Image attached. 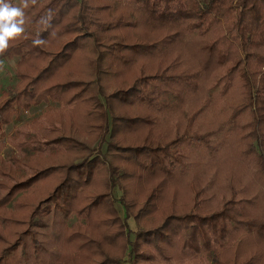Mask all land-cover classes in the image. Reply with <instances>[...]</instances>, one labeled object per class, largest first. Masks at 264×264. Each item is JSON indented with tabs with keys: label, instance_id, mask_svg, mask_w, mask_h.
I'll return each mask as SVG.
<instances>
[{
	"label": "trees",
	"instance_id": "obj_1",
	"mask_svg": "<svg viewBox=\"0 0 264 264\" xmlns=\"http://www.w3.org/2000/svg\"><path fill=\"white\" fill-rule=\"evenodd\" d=\"M94 1L36 0L34 4L31 2L29 5L30 11L24 10L25 16L35 27L31 37L25 39L31 45H33L34 39L44 40L48 36V32L58 26H60L59 34H72L74 37L50 57L46 67L33 78L27 79L16 94H13L11 88L4 90L3 93L8 97L6 96L0 102V128L7 122L6 113L13 111L14 104L21 101L26 106L30 103H38L47 97L48 94L45 91L49 89L43 88L44 83H47L48 79L54 75L57 67L70 61L72 54L76 53L82 45L88 44V41L93 45L91 52L95 57L92 64L96 72H98V65L101 67L103 56L106 54L114 56L116 50H110L111 53L105 52V48H102L103 51H97V45L106 42L103 35L107 31L126 26L127 22L121 17L105 23L100 21L97 12L105 10L108 4L95 7L92 5ZM105 1L118 8L128 9L130 12L128 15L136 17L148 28L175 31L166 35L165 38L147 45L136 42L120 46L113 42L111 46L119 49L117 52L119 58L123 56L119 53L121 51L141 59L152 58V68L147 69L144 65H142L144 68L140 66L141 75L133 81L130 87L109 93L108 96L102 97L103 100L99 98L100 92L93 90L95 93L92 96V103L99 115L96 125L98 134L95 139L98 149L94 152L85 143L76 142L68 137L41 144L42 150L53 147L52 143L62 145L79 153V157H77L79 159L65 167L57 168V170H61V181L53 188L50 195L28 214L27 226L20 232V236L22 238L26 236L28 241L25 242L24 238H17L18 240L9 246L0 248V264H9V259H12L17 247L21 249L20 258L14 259L12 264H65L66 260L63 261V257L57 255L54 260H47L44 263L37 258V253L42 248L37 245L32 230L44 227L45 218L52 213V210L66 212L78 190L92 182L97 166L104 163L101 154L105 155V159L111 158V160L116 158L119 153L128 154L131 159H134L136 164L133 165L140 174L154 175L158 173L162 182L170 184L171 178H174L175 175L181 178L189 173L192 157H199V153H204L209 159L213 158L217 153L216 148L212 147L213 138L220 133L227 134L237 130L235 121L245 114L248 119L238 128L242 133L239 138L242 141L249 139V142L246 144V152L243 150L241 153L242 156L251 155L254 158L251 165L254 168L253 173L264 175V0ZM8 2L12 4V0H8ZM16 2L17 6L21 5V0H16ZM71 12H75V14L66 23L61 24V21L66 19ZM24 26H27V23ZM182 32L184 35L196 33L201 37L197 51L202 56L200 55L199 63H195L194 66L188 65L187 70L175 73L176 61L173 63L172 60L164 65V58L166 59L167 54L174 50V44L180 39ZM12 41L9 42L11 46L2 55L7 56L9 51H18V48L22 46L23 42L20 40H17L16 44ZM22 49L23 47L17 53L14 52L15 55L20 56ZM25 52L35 55L42 53L34 45L32 50H25ZM179 55L176 56L177 60ZM174 60L176 59L174 58ZM215 69L222 71V74L214 79L211 89L206 94L204 93L203 101L190 115L178 114L181 112L185 95L196 94L203 74L205 76ZM145 71L146 73H144ZM235 84L239 86L243 95L229 107L231 114L227 120L217 128L202 132L198 125H194L198 115L209 108L211 99L216 96L226 97ZM86 85L81 82H71L63 84L60 88L67 90L79 88L82 93L93 92L84 89ZM56 96V94L53 95L51 99L58 102ZM110 102H117L119 105H138L162 117L170 113L169 115H172L176 120L185 118L186 124L182 131L174 124L173 136L170 138L164 134L153 133L145 136L139 145L120 147L113 140L121 131L141 128L152 133L156 123L154 117L148 119L144 116L113 115L110 112ZM82 152H86L87 156L82 157ZM51 170L52 168L39 170L28 181L21 182L14 187L29 188L36 181L46 178ZM106 171L105 190L108 192L106 195L97 194L89 208L103 207L107 216L110 217V221L119 223L114 203L117 201L122 207L123 219L128 218L129 205L125 198L123 199L124 190L118 183L121 178L119 172H116L112 167H107ZM137 177L142 178V176ZM209 179L202 186H198L193 180H185V184H180L174 179L180 186H187L191 194L189 212L184 215H177L179 213L175 212L177 208L183 209L184 204L180 206L179 204L173 206L170 204L168 209L172 210L171 216L166 217L155 229L137 230L133 233L132 240H129V232H125V235L116 232L112 236H104L103 239L107 238L108 241H112V238L121 239L123 252H126V256L131 259L138 257L134 253H137V249L142 245L151 248L160 257H165L164 251L171 250L177 245L185 255L205 254L212 263L216 264H264V208L251 217L250 213L245 210L246 204H248L247 207L251 205L249 200L243 201L240 198L239 188L231 178L224 182L222 196L225 195L226 199L220 198V205L213 208L212 202L215 197L203 198L212 188L211 179ZM115 188L121 191V196L116 200L110 195ZM68 199L69 203H67ZM2 200L0 199V210L4 211L5 205ZM18 205L20 206L12 208L13 214L21 209L22 205ZM143 208L144 206L133 215L134 219L138 218L137 213L142 214ZM82 211L83 209L79 213ZM7 221V217L0 214V244H4L6 235L3 233L8 227L5 225ZM28 227L29 229H27ZM27 244L31 249L30 256H27L26 249H24ZM99 264L118 263L114 259L113 261L105 259Z\"/></svg>",
	"mask_w": 264,
	"mask_h": 264
},
{
	"label": "rangeland",
	"instance_id": "obj_2",
	"mask_svg": "<svg viewBox=\"0 0 264 264\" xmlns=\"http://www.w3.org/2000/svg\"><path fill=\"white\" fill-rule=\"evenodd\" d=\"M12 4L17 6L16 0H12ZM105 4H108V7L97 12L100 21L105 23L121 17L127 22L126 26L107 31L103 35L106 42L97 45V51H103L102 48L106 49L105 52L109 51L110 53V50H116L114 56L110 54L103 56L101 67L98 65V72H96L92 64L95 57L91 52L93 45L89 41L88 44H81L80 49L72 54V59L57 67L54 75L48 79L47 83H44L43 88L49 89L45 91L48 94L47 97L38 103H27L26 106L24 102L20 101L18 104H14L13 111L6 113L7 122L0 128L2 131L0 134V199H3L5 205L4 211L0 210V214L7 217L8 221L5 225L8 227L3 233L6 236L4 237V244H0V248L9 246L20 238H24L25 242L28 241L26 236L23 238L20 236V232L27 226L28 214L37 205L39 206L41 201L50 195L53 188L61 181V170H57V168L65 167L79 159L77 158L79 153L62 145L52 143L53 147L42 150L41 144L68 137L76 142L85 143L94 152L98 149L95 139L98 134L96 125L99 115L92 103L93 94L99 91L101 94L99 98L103 100L102 97L108 96L109 93L130 87L133 81L141 75L140 66L143 67L142 65H144L147 69L152 68V58L141 59L122 51L119 53L123 56L119 58L117 56L119 49L111 46L113 42L120 46L131 45L136 42L147 45L157 42L175 31L148 28L136 17L128 15L130 13L128 9L118 8L116 5L115 7L105 0H95L92 3L95 7L105 6ZM26 10L30 11L31 8L28 7ZM74 14L75 12H71L66 19L61 21V24L66 23ZM25 23H27V26H24L25 33L12 41L14 44L17 43V40L23 42L22 46L18 48L19 51L23 47L22 54H19L20 56L15 55L18 52L16 50L9 51L7 56L0 55V102L6 96L8 97L7 94L3 93L4 90L11 88L13 94H16L27 79L33 78L46 67L50 57L74 37L72 34H59L60 26L53 27L43 40L44 43L37 46L42 53L29 54L30 52L26 53L25 50H32L33 45L26 42L25 39L31 37L35 27L31 25L27 17ZM200 43L201 37L196 33L184 35L182 32L180 39L174 44V50L167 54L166 59L164 58V65L172 60L173 63L176 61L177 66L175 65L174 72L177 73L199 63L202 54L197 51V46ZM177 55H179V61L176 58ZM18 63L19 66L17 67ZM221 74L222 71L217 69L208 72L205 76L203 74L198 92L194 95H185L181 112L178 114L190 115L203 101L202 97L211 89L214 79ZM71 82L87 84L84 89L95 92L82 93L79 88L68 90L60 88L63 84ZM55 94L58 102L51 99ZM227 94L223 98L216 96L211 99L209 108L198 115L194 125H198L202 132L221 126V123L226 121L231 114L229 107L243 95L237 84ZM109 107L113 115L144 116L148 119L154 117L156 123L152 133L141 128L121 131L113 140L120 147L139 145L145 136L153 133L156 135L164 134L170 138L173 136L174 124L181 131L186 124L185 118L176 120L172 115H169L170 113L164 117L157 116L156 113L149 112L138 105H119L117 102H110ZM247 119V115L243 114L235 121L237 130L227 134L220 133L213 138L212 147L217 150L213 158L209 159L204 153H199V157H192L189 173L181 178L175 175L174 178H171L170 184L162 182L158 173L154 175L140 174L133 165L136 164L134 159H131L128 154L119 153L112 160L111 158L105 159V155L101 154L104 163L97 166L92 182L85 187L82 186L70 203L69 199L67 200L69 207L66 212L52 210V213L45 218L44 227L32 230L37 245L42 248L38 251L37 258L44 263L47 260H54L57 255L63 257V261L66 260L65 264L68 262L70 264H99L105 259L112 261L114 259L118 264H216L212 263L205 254L185 255L177 245L171 250H165V257H160L151 248L142 245L137 249V253H134L138 257L131 259L126 256V252H123L121 239L112 238V241H108L107 238L105 240L103 237L112 236L116 232H121L122 235L129 232V240H132L133 233L137 230L155 229L166 217L171 216L172 210L168 209L170 204L172 206L184 204L183 209L177 208L175 210L179 213L177 215H184L189 212L191 194L187 186H180L189 180H193L198 186H202L211 177L212 188L208 193L209 196L204 195L203 198L215 197L214 202H212V207L215 208L220 205V198L226 199L225 195L222 196L224 182L231 178L239 188L240 198L243 201L249 200L251 204L249 207H247L248 204L245 206V210L250 213L249 215L253 217L257 211L260 212V209L264 208V175L253 173L254 168L251 165L254 158L251 155L242 156L241 153L243 150L246 152V144H248L249 139L242 141L239 138L242 133L239 132L238 128ZM81 155L84 157L87 156V153L82 152ZM107 167H112L116 172H119L121 178H119L118 183L124 190L123 199L125 198L129 205L128 218L123 219L122 207L117 201L114 203L119 223L110 221L105 208H89L91 201L97 194L106 195L108 192L105 190ZM51 168L49 175L40 181H36L33 186H29V188L22 186V189L14 187L21 182L28 181L37 171ZM137 176H142V178L139 179ZM154 188L155 190H152ZM110 195L116 200L121 196V191L115 188ZM149 196L151 198H148ZM18 204H21L22 207L18 212L15 211L16 214H13L12 208L19 207ZM143 206V210L146 212L142 211L141 215L137 213L138 218L134 219L133 215ZM81 209L83 211L79 213ZM24 249H26L27 256H30L31 249L28 244ZM20 251L21 249L17 247L12 259H9V264H12L14 259L20 258Z\"/></svg>",
	"mask_w": 264,
	"mask_h": 264
},
{
	"label": "clouds",
	"instance_id": "obj_3",
	"mask_svg": "<svg viewBox=\"0 0 264 264\" xmlns=\"http://www.w3.org/2000/svg\"><path fill=\"white\" fill-rule=\"evenodd\" d=\"M34 4L36 0H31ZM29 7V0H21L20 6H13L8 0H0V55L9 48V42L19 38L25 33V9ZM50 18V17H49ZM37 38L33 40L34 46L43 44Z\"/></svg>",
	"mask_w": 264,
	"mask_h": 264
}]
</instances>
